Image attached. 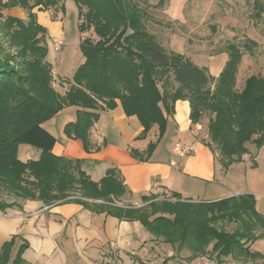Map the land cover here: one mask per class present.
Returning a JSON list of instances; mask_svg holds the SVG:
<instances>
[{"label":"trees","instance_id":"16d2710c","mask_svg":"<svg viewBox=\"0 0 264 264\" xmlns=\"http://www.w3.org/2000/svg\"><path fill=\"white\" fill-rule=\"evenodd\" d=\"M66 1L34 0L31 4V0H0V177L12 175V168L15 172L32 170L43 178L41 190L33 195V200L53 204L51 199L60 198L58 193H52L51 180L60 168H53V163L63 164L66 167L60 171L70 186L84 193L85 206L141 223L153 239L179 252L190 251V260L211 253L216 264H225L226 258L264 264V254L251 251L252 245L264 240V216L257 211L252 196L196 203L173 193L175 201L152 202L149 212L115 206L128 194L119 173L110 170L100 182L92 181L79 161L52 154L57 139L43 127L62 109L77 108V119L66 125L65 135L82 140L90 151V132L101 112L116 109L119 102L127 116H136L141 122L144 130L139 140L147 139L152 129L158 127L157 140L145 152L131 151L134 158L148 162L167 132L168 118L175 113L176 102L186 100L193 124L209 118L206 145L217 155V161L229 166L249 154V144L258 150L264 147V78L250 76L241 90L237 88L244 53L236 45L228 47L230 59L217 79L188 57L167 51L147 30L145 14L134 0H74L81 33L92 30L98 41H82L86 62L72 80H62L69 88L62 97L54 89L53 69L47 61L46 30L37 22L34 10L57 8ZM17 6L27 12V21L5 17L4 12ZM4 36L10 49H17L16 54H7L10 50L3 47ZM256 45L252 41L246 50L251 52ZM42 95L44 102L40 100ZM23 143L44 151L43 158L22 163L17 150ZM20 191L18 197H30L28 190ZM61 194L63 200L58 202L70 200ZM154 198L157 197L142 200L149 202ZM14 206L0 203V211ZM239 221L232 233L218 226ZM247 222L253 228L250 231L246 230ZM255 230L262 234L256 235ZM0 260L6 264L8 252ZM163 264H169V259Z\"/></svg>","mask_w":264,"mask_h":264},{"label":"rangeland","instance_id":"374dc122","mask_svg":"<svg viewBox=\"0 0 264 264\" xmlns=\"http://www.w3.org/2000/svg\"><path fill=\"white\" fill-rule=\"evenodd\" d=\"M134 3L144 12L145 24L149 33L154 35L167 51H173L188 57L194 64L208 69L213 78L217 79L228 63L230 55L227 49L231 45L238 46L244 53L239 68L237 88L241 90L246 79L250 76L264 78V0H134ZM31 4H34V0H31ZM62 5L42 11L37 8L34 13L39 25L46 30L47 61L52 65L54 89L60 96L65 97L69 88L67 85H62V80H72L78 69L86 62L81 49L82 41L89 38L93 42H97L98 38L92 30L86 34L81 33L79 9L74 0H67ZM4 15L23 21L28 19L27 12L19 6L10 8L4 12ZM4 38L3 47L10 50L7 51V54H16L17 49L11 50L7 44L8 38L5 36ZM252 41L256 42L257 45L249 52L246 50V45H251ZM43 99V95L40 96L41 102L45 101ZM68 108L71 109L64 108L51 120L43 123V127L56 137V148L61 149V152L65 154L64 159L79 161L83 171L88 167L91 169L90 173L95 172L96 165H90L89 163L92 162L82 157V154L88 152L84 144L81 145L82 149L81 147L80 149L71 148L70 138L65 135L66 125L74 117V121L77 119L78 111L77 108ZM104 125H107V123ZM156 131L158 133V129ZM66 138L69 140L68 142ZM213 148L215 149V147ZM249 149L253 156L249 160L243 158L241 161L229 166H225L217 160L213 167L202 164L205 172L201 173L200 178L192 181V186L199 187V193L201 194L199 199L208 200L222 196V194H230L229 197H233L238 193L240 196H252L256 201V205L259 204L258 210L261 211L264 207V150H258L253 144H249ZM168 151L170 152V146ZM44 154L41 149L24 143L20 144L17 150V158L22 163L40 161ZM52 154L58 157L56 153L52 152ZM175 155L173 157L176 158L178 168L181 169L178 159L180 157ZM59 166L61 169L66 167H63V164L53 163V168L57 169ZM60 168L58 174H55L56 171H54L51 180L54 190L52 193L59 194L60 198L63 196L61 192L66 194L67 199L82 198L84 193L69 185V180L64 177ZM12 169H10L12 175L0 177V203L8 204L20 200L21 198L17 194L21 192V188L28 190L30 196L28 199H22L33 201L35 199L33 195H38L41 190L43 178L29 169L26 171L19 169L16 172ZM208 170H211V174ZM97 175L99 174L95 172V177H98ZM211 178L214 179L213 181L216 180L214 185L207 182ZM212 188L211 197L209 195L205 196V191ZM60 198L51 199L50 203L63 200ZM223 199H226V197ZM153 200L144 202L140 197H131L127 201L120 200L118 204L127 208L147 209L146 211L149 212V205L152 202H165L163 198L158 197ZM168 200L174 201V199H166V201ZM238 224H240V221L231 224L223 222L219 223L218 226L232 233L237 230ZM247 229L249 231L253 229L250 222H247ZM145 232L147 231L145 230ZM147 234L151 238H155L150 233L147 232ZM255 234L259 236L262 231L255 230ZM136 236L138 237V235ZM153 240L152 246L136 254L134 257L135 263L114 254L108 262L103 261L102 264H140V262L163 264L166 259H169V264H216L215 256L211 253L196 260H190V251L183 250L179 252L176 248L164 244L161 240ZM209 250H212V246ZM251 251H259L264 254V240L252 245ZM116 252L120 255L119 251ZM257 262L260 263V260ZM254 263L248 262V260L245 263L243 260L225 259V264ZM95 264H98V261Z\"/></svg>","mask_w":264,"mask_h":264},{"label":"crops","instance_id":"0c3cea01","mask_svg":"<svg viewBox=\"0 0 264 264\" xmlns=\"http://www.w3.org/2000/svg\"><path fill=\"white\" fill-rule=\"evenodd\" d=\"M190 114L189 101H177L175 113L168 118L164 138L152 158L141 162L133 157L131 151L145 152L149 144L157 140L158 127L152 129L147 139L139 140L144 130L141 122L136 116H127L118 102L116 109L101 112L100 120L90 132V151L82 154L85 160L92 162L90 165H96L95 172L99 175L95 177V172L90 173L88 167L84 172L98 183L110 170H115L128 190V194L121 199L125 201L131 197L142 199L149 196L175 201L173 193L196 203L228 198L230 194L202 200L199 199V187L192 186V181L205 172L202 164L213 167L217 155L206 145L209 141V118L193 124ZM74 118L71 123L76 121ZM66 141L69 140L66 138ZM69 144L71 148L82 149L84 143L79 139H70ZM176 144L191 149L190 155L178 158L181 169L173 157ZM53 152L58 157L65 156L56 146ZM252 158L251 151L244 156L247 160ZM208 171L211 174V170ZM213 180L211 178L207 182L214 185L216 180ZM212 191L213 188L206 190L204 195L211 197ZM83 200L75 197L66 202L45 204L21 198L13 202L14 207L0 211V257L8 252L6 264H95L97 261L102 264L115 254L135 263L136 254L152 246L153 238L145 232L141 223L120 219L101 209L93 210L85 206ZM258 205L257 211L264 216V207L260 211Z\"/></svg>","mask_w":264,"mask_h":264},{"label":"built area","instance_id":"2783aa9c","mask_svg":"<svg viewBox=\"0 0 264 264\" xmlns=\"http://www.w3.org/2000/svg\"><path fill=\"white\" fill-rule=\"evenodd\" d=\"M56 42H57V40H56ZM60 42H61V46H62V41L60 40ZM174 152L180 158H184V157L190 155L191 149H187V148L183 147L181 144H176L174 147ZM115 206H120V205L116 204ZM121 207H123V206H121Z\"/></svg>","mask_w":264,"mask_h":264}]
</instances>
